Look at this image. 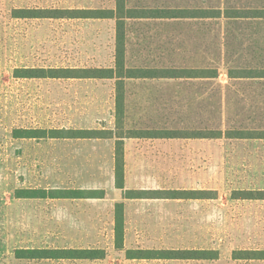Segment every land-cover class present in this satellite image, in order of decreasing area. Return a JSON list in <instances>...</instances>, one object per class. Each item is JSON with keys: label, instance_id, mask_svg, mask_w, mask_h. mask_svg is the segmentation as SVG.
Returning a JSON list of instances; mask_svg holds the SVG:
<instances>
[{"label": "rangeland", "instance_id": "obj_1", "mask_svg": "<svg viewBox=\"0 0 264 264\" xmlns=\"http://www.w3.org/2000/svg\"><path fill=\"white\" fill-rule=\"evenodd\" d=\"M194 0H128L129 6L194 5ZM196 1V0H195ZM201 3L205 0H198ZM213 0H211L212 3ZM116 0H0V264H119L115 243L116 141L20 139L15 130L116 128L111 80L18 79L16 69L114 66V20L12 17L14 9H114ZM130 25L128 66L192 63L196 47L218 45L193 22ZM128 25V26H129ZM257 39L264 46V26ZM193 33L199 38H190ZM246 45L253 41H246ZM180 47L185 50L179 51ZM220 70L221 93L199 81H130L125 131H264V82H233ZM125 190L212 191L214 199L125 201L129 248L213 251L215 260L178 264H264L240 259L264 252V201L235 191H264V140H140L124 150ZM117 188V187H116ZM107 191L101 199H17L21 190ZM104 191V192H105ZM123 191V192H124ZM48 192V193H49ZM103 192V193H104ZM100 195V194H99ZM124 195V194H123ZM125 245V243H124ZM110 253L94 260L18 259V250ZM109 251V252H108Z\"/></svg>", "mask_w": 264, "mask_h": 264}, {"label": "trees", "instance_id": "obj_2", "mask_svg": "<svg viewBox=\"0 0 264 264\" xmlns=\"http://www.w3.org/2000/svg\"><path fill=\"white\" fill-rule=\"evenodd\" d=\"M194 5H175L172 7H130L128 0H116L114 9H14L12 17L22 20L37 19H84L114 20L116 22V49L114 66L109 68H29L16 69L18 79H67V80H111L115 82V120L116 128L104 130H15L13 136L20 139H110L115 140V181L116 187L125 190V140L138 139H233L264 140V131L248 130L242 127L227 131L208 129L206 133H189L175 130L125 131L126 89L130 81L140 80H177L184 82L199 81L218 89L223 94L220 79L221 67L228 65L227 76L233 82H264V46L258 44L261 34L251 31L264 26V0H205ZM165 21L193 22L195 25H209L212 29L197 28L199 34L207 35L220 41L214 47L204 51L196 47L192 54V63L179 66L154 65L142 67L128 66L127 37L132 30L130 25H143L144 22ZM130 24V25H129ZM129 25V26H128ZM193 33L190 38L197 39ZM246 41L253 44L246 45ZM185 50L180 47L179 51ZM21 190L16 193L17 199H101L104 191L98 190ZM104 192V193H103ZM100 194V195H99ZM212 191H124L123 198L158 199V200H204L214 199ZM235 200L264 201V191H235ZM124 203L116 204L115 243L117 249L124 247ZM96 250L76 249H29L18 250V259L28 260H98L104 259L105 253ZM142 259H177V260H215L213 251L178 250V251H137L134 254ZM240 259L264 260V252H245Z\"/></svg>", "mask_w": 264, "mask_h": 264}, {"label": "crops", "instance_id": "obj_3", "mask_svg": "<svg viewBox=\"0 0 264 264\" xmlns=\"http://www.w3.org/2000/svg\"><path fill=\"white\" fill-rule=\"evenodd\" d=\"M140 140H174V139H138V138H132V139H128V140H125V145H124V149L126 150V148L128 147L129 144H133V142L135 141H140ZM114 162H115V157H114ZM105 191V190H103ZM119 191V195H120V200L122 202H118V201H115V205L118 204V203H124L125 201H129L127 199H124L123 198V190H120L118 188H116V185L114 187V192H115V196H116V192ZM106 192L105 191V197H108V194L106 196ZM125 205V203H124ZM116 222V220H115ZM115 239V237H114ZM128 240V235L126 234V232L124 233V247L122 249H117L116 247H114L112 249L113 253L116 254L118 257L121 258V260H117V262H119V264H178L179 261L181 260H177V259H142V258H137L133 255H130V253H135L137 251H148V250H151V251H159V250H154V249H150V248H129L126 246V241ZM109 252V251H108ZM110 253H107L106 252V256L104 259H98V260H94V261H100V262H107V260L109 259Z\"/></svg>", "mask_w": 264, "mask_h": 264}]
</instances>
